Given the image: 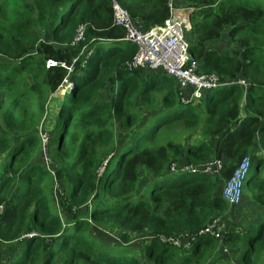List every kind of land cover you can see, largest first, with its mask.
Returning a JSON list of instances; mask_svg holds the SVG:
<instances>
[{"label":"trees","instance_id":"16d2710c","mask_svg":"<svg viewBox=\"0 0 264 264\" xmlns=\"http://www.w3.org/2000/svg\"><path fill=\"white\" fill-rule=\"evenodd\" d=\"M113 1L145 30L169 18L168 0H0V264H264V0H179L192 59L225 83L195 103L128 68Z\"/></svg>","mask_w":264,"mask_h":264},{"label":"built area","instance_id":"2783aa9c","mask_svg":"<svg viewBox=\"0 0 264 264\" xmlns=\"http://www.w3.org/2000/svg\"><path fill=\"white\" fill-rule=\"evenodd\" d=\"M168 8L169 18L163 25L145 30L140 21L132 19L126 9L113 1L114 24L125 29V41L137 46L136 55L128 63L129 69L163 70L177 81L182 92L185 91L182 93L183 103L197 102L203 97L204 92L216 89L225 83L214 74L201 73L198 62L192 59L186 37L190 26V13H185L183 8H180V14L177 13L176 0H168ZM82 31L83 29L76 40L82 39ZM55 64L56 62L52 60L48 62V66ZM237 83L247 88L246 81L239 80ZM69 85L71 84H66V88ZM188 90L190 95L186 93ZM222 165L221 160H215L206 163L202 168L189 169L193 173L217 175ZM249 167L250 159L245 157L226 185V196L232 202L240 203L242 199ZM2 209L3 207H0V212Z\"/></svg>","mask_w":264,"mask_h":264},{"label":"rangeland","instance_id":"374dc122","mask_svg":"<svg viewBox=\"0 0 264 264\" xmlns=\"http://www.w3.org/2000/svg\"><path fill=\"white\" fill-rule=\"evenodd\" d=\"M178 3H180L179 0H176V8H177L176 12L180 14V7H178ZM184 12L185 13H191L192 9L185 8ZM189 28H190V26H189ZM227 40L228 39H223L222 42L214 43L212 45L213 46H217V47H221L223 49L229 48L232 44L229 43ZM70 86H67V88H64V87H66V85L64 84L62 89L65 91ZM184 92L185 91H183L182 93H184ZM190 103H195V101H191ZM57 127H58L57 123L50 124V125H48V132L50 134H47L45 131H42V132L39 133V138H40V141H41V144H42L41 147H42V150H43V157H44L43 163L47 167H49L51 165L52 159H51L50 155H51L52 152H54V150L57 147L58 142H59ZM180 175H182V174H177V176H179V177H180ZM244 198L247 199L246 195L244 196Z\"/></svg>","mask_w":264,"mask_h":264},{"label":"clouds","instance_id":"9594fccd","mask_svg":"<svg viewBox=\"0 0 264 264\" xmlns=\"http://www.w3.org/2000/svg\"><path fill=\"white\" fill-rule=\"evenodd\" d=\"M178 7H179V6H178ZM180 8H181V7H180ZM183 9H185V8H183ZM48 62H49V60L47 61V67H49V66H48ZM51 66H54V65H51ZM65 85H66V83H65Z\"/></svg>","mask_w":264,"mask_h":264}]
</instances>
